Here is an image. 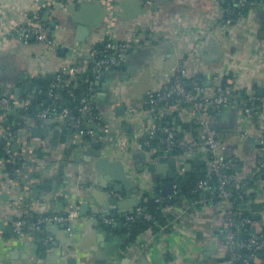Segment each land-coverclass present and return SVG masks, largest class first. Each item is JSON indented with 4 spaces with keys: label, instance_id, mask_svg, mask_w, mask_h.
Here are the masks:
<instances>
[{
    "label": "crops",
    "instance_id": "obj_1",
    "mask_svg": "<svg viewBox=\"0 0 264 264\" xmlns=\"http://www.w3.org/2000/svg\"><path fill=\"white\" fill-rule=\"evenodd\" d=\"M80 1H71L76 4L71 10L66 3L49 11L52 43L35 39L13 43L5 41L8 32L23 15L46 6L47 0H0V96L8 88L14 93L19 88V94L32 91L38 77L52 82L67 63L77 69L76 73L67 74V83L71 84L77 74L88 71L87 52L107 37L123 41L134 32V26L147 31L145 41L131 46L121 66L104 70L108 71L106 75L93 74L89 97L98 114L88 124L90 128L92 124L98 126L92 128L93 136L77 140L68 123L50 108L42 110L37 118H51V123L29 119L15 137L8 133L10 139L0 131V140L4 136L7 144H17L15 152L25 157V172L21 170L17 180L6 178L2 157L0 160V227L4 236L0 239V264L11 251L29 253L27 259L15 260L13 264H70L71 257L75 264H94L96 251L91 248L93 240L86 235L88 229L106 234L112 243L123 240L109 264H228L223 249L224 216L221 205L214 201L189 207L192 200L185 198L181 205H173L171 214L176 221L169 230H146L129 245L124 227L113 223L125 219L127 213L121 216L119 209L125 211L129 203L139 204L146 194H160L163 198L174 195L177 185L173 194L165 196L162 192V185L173 180L172 167H176L175 178L183 179L176 154L163 152L150 159L142 144V137L156 128L155 116L148 108L150 100L146 102L144 95L167 90L180 66H187L190 75H201L208 94L234 71L233 82L255 92L260 102L259 115L264 118V0L250 10L246 21L235 24L231 38L219 25L226 0H155L152 14L146 11L144 0H121L114 25L108 23L102 0H85L89 3L86 6ZM81 27H88L90 32L78 41ZM74 46L85 48L72 61ZM61 47L68 50L61 52ZM29 82L33 83L30 88ZM118 104L126 107L123 115L116 114ZM13 109L11 114L15 115ZM165 111L160 106L159 113ZM178 111L189 120L181 108ZM206 113L218 134V155L223 160L235 159L236 173L245 180L252 195L247 204L260 216L255 221L256 229L264 220V172L258 168L264 157V142L259 123L234 106L212 107ZM57 126L61 128L55 137ZM33 128H39V137L32 135ZM45 129H49V135H44ZM177 133L185 140L193 136L191 130L178 129ZM204 154L205 149L201 148L199 155ZM26 159L30 160L28 166ZM150 163H157L154 171ZM193 169L192 164L190 170ZM61 170L63 178L54 191L36 192V184L56 181ZM112 183L119 184L120 189L114 191L108 186ZM3 193H8V201L1 198ZM52 201L64 203L63 210H54L57 213L78 212L72 232L65 223V227L61 226L63 222L46 225L40 239L30 232L31 238L25 242L15 240L14 231L7 232L5 227L12 225L17 216L43 214L36 212L38 204ZM49 211L52 210L46 212ZM107 222L112 223L110 229ZM34 244L38 245L37 252L44 247V255L32 253ZM66 249H70L71 257L66 255Z\"/></svg>",
    "mask_w": 264,
    "mask_h": 264
},
{
    "label": "built area",
    "instance_id": "obj_2",
    "mask_svg": "<svg viewBox=\"0 0 264 264\" xmlns=\"http://www.w3.org/2000/svg\"><path fill=\"white\" fill-rule=\"evenodd\" d=\"M68 1L73 0H47V6H65ZM106 5L108 11V23L114 25L116 19V12L118 11L119 4L121 0H102ZM229 7L223 8L222 19L219 25L222 28L223 33L231 38L232 29L236 23L244 22L248 19L249 14H244L241 9L249 7V12L254 8L259 1L257 0H226ZM155 0H144V5L146 6V11L148 13L153 12ZM38 10V9H37ZM37 10L33 11L36 12ZM237 11V17L231 18L230 15ZM225 14L226 17L225 18ZM134 32L128 38L123 41H116L111 37H107L104 41L105 50L103 53L97 57L96 49H91L87 52V58L92 62V67L95 73H101L112 66H121L128 57V51L134 43H141L145 41V36L147 31L142 27H133ZM36 41L49 42L52 43L50 38V31L47 23L43 22L38 15L33 18L29 16V13L23 15L17 25L8 32L6 40L8 42H30L31 38ZM80 50L77 47H72L75 55L84 50ZM77 50V51H76ZM76 51V52H75ZM235 64V62H233ZM239 65L236 64L238 69ZM235 69V70H237ZM76 68L74 65L69 63L62 66V69L56 75L52 81L48 94L52 96L57 95V90L64 83L67 84V79L64 77L66 74L76 73ZM238 71V70H237ZM190 71L187 66H180L177 75L175 76L171 86L162 92H157L153 94L150 98L148 104L151 106L157 105L160 100L168 101L174 95L182 97L187 101L191 102L190 107L181 108L185 114H187L189 120L197 121L200 125L197 136H192L190 139L176 138L177 132L173 129L165 127L166 132L165 138V149L164 153H171L174 148L181 150L177 154L179 164L178 169L181 174L185 172V164L194 159L200 157L199 151L201 148L205 149V154L202 156L203 161H205L207 166V174L205 178H201L197 183V188L201 191V198L198 200H192L188 203L189 207H195L201 203H207L214 201L219 203L222 207V213L224 216V242L223 249L225 257H227L228 264H234V261L241 260L242 264H251L252 261H258L259 250H264V220L260 222L259 226L256 228V233L250 234L247 239H242L239 235L244 233L246 229L241 227L255 226V221L251 217L241 216L242 212H236L234 209L235 200L232 199L233 189L235 188L239 191L238 198L244 199L247 185L243 178H239L237 173H229L226 170L236 168L235 159L231 158L228 160H223L218 155V134L217 131L210 126V121L206 111L212 107H221L232 105L239 109L241 113L251 116L254 120L258 121L260 131L263 134L262 141L264 142V118H261L258 111V98L255 92L249 91V87H244L233 82V78H228V83H233L231 87H223L220 85L215 89L212 94L205 92L203 85L200 84V79L198 75H190ZM233 77L235 72H232ZM73 76V75H72ZM195 77L193 82V91L187 89V81L185 78ZM65 78V79H64ZM235 78V77H234ZM90 95V92H89ZM240 98L238 100L237 98ZM14 103L17 107L24 110L28 109L29 99H18L12 88H8L2 95L0 99L1 107L3 112L0 114V120L3 121L6 118L7 112ZM82 103V113L88 114L92 117L98 116L89 96H85L81 99ZM55 112L56 108L50 109ZM170 112L178 111L179 107L177 105H171L168 107ZM179 112V111H178ZM56 113V112H55ZM60 118L66 121V123L74 127L75 138L83 139L86 136H93L94 130L90 127L84 125V121L81 115H75L69 111L67 107H62L61 111L57 113ZM100 115V114H99ZM180 115V113H179ZM183 116V113L181 114ZM92 119L90 120V122ZM155 129H151L145 136L142 137V144L146 149L147 156L150 159L155 158V149L146 148L150 143V139L155 135ZM13 138V137H12ZM76 140V142H77ZM4 154L6 155L7 162H14L16 159L21 158V154L12 150L11 144H7L4 148ZM258 168L264 172V157L259 160ZM214 176H217V182H213ZM163 197L156 198L157 201L163 200ZM167 212H174L173 205L167 206ZM143 209L141 206L134 208L132 213H127L125 215V223L131 221L136 215H141ZM176 213V212H175ZM235 215L239 216V219ZM78 217V212L76 210L69 212L67 214H60L52 210L34 217L33 221L30 222L25 214L17 216L13 222V233L14 239L20 242H25L29 240L31 236L26 231V226L28 223L31 224L30 228L33 232H42L46 225L57 222L65 223L68 225V229L72 232L73 225ZM148 218L151 216L148 214ZM236 223L238 228L235 227ZM164 227L161 229L163 231ZM3 230L0 227V239H3ZM251 250L250 253L242 254L241 250ZM1 262V258H0Z\"/></svg>",
    "mask_w": 264,
    "mask_h": 264
},
{
    "label": "trees",
    "instance_id": "obj_3",
    "mask_svg": "<svg viewBox=\"0 0 264 264\" xmlns=\"http://www.w3.org/2000/svg\"><path fill=\"white\" fill-rule=\"evenodd\" d=\"M261 1V0H257ZM54 7L52 6H43L39 8L36 12H29V16L33 18L35 15H38V17L45 23H47L48 27H50V22L47 18L49 11ZM228 2L225 1L224 8H228ZM241 11L244 14H249V7L241 9ZM237 11L233 12L230 17L236 18ZM225 18L226 14H225ZM105 43L106 41H103L98 47H96V56L99 57L103 51L105 50ZM92 59H90L88 71L84 74H77L76 78L73 79L71 84L64 83L61 85V87L57 90L56 96H50L48 94V90L50 88V85L52 82H48L47 79L44 77H38L34 79V82L36 84V88H34L32 91H25L20 93L18 96H16L18 99H29L28 109L24 110L22 108L17 107V113L15 115L11 114V110L16 106L14 103L11 104L10 109L7 112L5 120H0V131L2 134H7L8 138L10 139L9 132L12 134V137H15L17 133L20 131V129L24 128L27 125V121L29 119H36L37 115L46 108H56L55 112L59 113L61 111L62 107H67L69 111L75 115H81L82 119L84 121V125L87 127L90 123L91 119H94V117L82 113V103L81 99L85 96H89V90L94 74V69L92 67ZM66 79L68 75L66 74L64 76ZM200 79V84L203 85V79L201 75H198ZM233 78V74L231 73L229 76H227L223 82V87H231L233 83H228V78ZM64 78V79H65ZM195 80V77H188L185 78V81H187V89L190 91H193V82ZM190 86V87H189ZM2 95L0 96L1 99ZM259 104L260 102L257 101ZM171 105H177L179 108H185L190 107L191 102L187 101L186 99L182 97H178L174 95L171 99L164 102L163 100H160L158 102V108L151 109V106L148 105L149 110L152 111V113L155 116V135L153 138L150 139L149 145L146 146L148 149H155V157H158L164 152L166 143V132L164 131L165 127L173 129L175 132L178 131V129L182 130H191L193 136H197L198 129L200 127L199 123L194 120H188L184 119L181 115H179V112L173 111L170 112L168 110V107ZM164 107L165 112L161 115L159 113V108ZM259 106V105H258ZM258 108V107H257ZM210 109V108H209ZM3 112V108L0 104V114ZM96 119V118H95ZM70 127V130L72 133L74 132V127L72 125L68 124ZM11 137V138H12ZM87 137V136H86ZM176 138H179V134H177ZM4 146L0 144V154L3 159V169L6 173L7 179H13L17 180L18 176H21V169L23 167L25 157L24 155L21 156V158L16 159L14 162H7L6 161V155L4 154ZM181 150L178 148H174L171 153L178 154ZM202 156V155H201ZM199 157L198 159L190 160L193 164V170L185 171L183 174H181V178L184 179V182L182 184V189L177 190V192L171 196V202L168 203L166 200L168 198H164L161 201H157L156 198L153 195L146 194L143 198V200L138 204V206H141L143 209V213L141 215H136L131 221L125 224L123 233L127 235V241L126 245L131 244L134 242L137 237L143 233L146 230H152L154 233L161 232V229L164 227L163 231L169 230L171 226L176 221V218L173 214L167 212L166 208L170 205H181L184 202V199L188 200H198L201 198L202 194L201 191L197 188V183L201 178H205L207 174V166L205 161H203V157ZM63 165V164H62ZM229 173H235L236 168L228 169L226 170ZM62 170L60 171V174H58L56 181L53 180H45L43 183H39L35 185V190L39 194L47 193L54 191L56 188L57 182L62 181ZM213 182H217V176H214ZM249 189L246 190L244 199L238 198L239 191H237L235 188L233 189V196L232 199L235 200L234 209L236 212H242L241 216H248L251 217L253 220L254 216L258 213H256V209L250 208L247 204V201L249 198H252V195L248 192ZM150 215L151 217L148 218L147 215ZM26 218L32 222L34 217L37 216L36 214L32 213H26ZM239 219L238 215H235ZM31 224L28 223L26 226V231L28 234L32 232V229L30 228ZM236 228H238V224L235 225ZM243 229H246V231L243 233L242 239H247L250 234L256 233V229H252V226L241 227ZM45 229V228H44ZM37 239H40L42 237L41 232H34ZM258 235V233H256ZM44 247L39 248L37 254L44 255L43 254ZM251 250H241L242 254L250 253ZM259 260L258 261H252L251 264H264V250L258 251ZM227 260V257H225ZM234 264H242V261L238 260V262L234 261Z\"/></svg>",
    "mask_w": 264,
    "mask_h": 264
},
{
    "label": "water",
    "instance_id": "obj_4",
    "mask_svg": "<svg viewBox=\"0 0 264 264\" xmlns=\"http://www.w3.org/2000/svg\"><path fill=\"white\" fill-rule=\"evenodd\" d=\"M80 3H81V5H84V6L89 5V3L87 1H85V0H81ZM67 4H68L69 10H71L72 8H75V6H76V4L74 2H71V1H68ZM261 4H259V5H261ZM80 30L82 32V36L78 37V41H82L83 40V36L86 35V34H89V32H90L88 27H81ZM49 31H51V29H49ZM83 32H85V33H83ZM260 35H262V33ZM31 39H34V38L32 37ZM67 50H68V47L59 48V51H61V52H64V51H67ZM116 67L117 66H112V68H116ZM146 70L149 73L148 69H146ZM106 74H108V71L103 72V75H106ZM31 85H33V83L29 82V88L31 87ZM0 89H1V85H0ZM19 92H20V89L17 88L15 90V95L18 96ZM150 98H151V95L149 93H146L144 95V99H145L146 102H148L150 100ZM237 99L240 100L239 97ZM163 101L166 102V100H163ZM157 107L158 106H155V108H157ZM226 107H228V108L231 107L232 108L233 106L232 105H228V106H221L219 108L225 109ZM125 109H126V107L124 105H121V104L120 105L119 104L115 105V110H116L117 116L123 115L125 113ZM215 109H218V107H215ZM16 112H17V105L13 109V113H16ZM37 121L41 122V123H43V122L51 123L54 120L51 119V118H46V119L45 118H37ZM91 127L94 128V129L98 128V126L95 125V124H92ZM211 127H213V125H211ZM60 128H61L60 126H57V130L55 131V135H54L55 137H56V134L58 135V133H59L58 131H60ZM32 135L34 137H39L40 136L39 128H33ZM44 135H49V129H45ZM0 142H1L2 145H6L8 143V139L6 137L2 136ZM262 146L264 147V144H262ZM11 148H12L13 151H18L19 147H18L17 144H12ZM78 154H80V153H78ZM0 160H1V154H0ZM87 160H90V158H87ZM29 163H30V160L26 159V166H28ZM34 164H37V163H34ZM157 166H158L157 163H150V165H149L151 171H154V169ZM185 167H186V170L189 171L191 169V167H192V163L191 162L186 163ZM21 170H22V172H25L24 168H22ZM31 176L32 175H29V178H31ZM175 176H176V167H172L171 170H170V177L173 178V180L169 181V182H166V183H164L162 185V188H163L162 192L165 194V196L173 194L175 192L174 189H175L176 185H177V189H179V190L182 189V184L184 182V179H176ZM121 180L124 183L127 182V179H125V178H123ZM108 186H112L114 191H118L120 189V185L117 184V183H114V184L112 183V184H109ZM154 197L158 198V197H160V194L154 195ZM1 198L3 200H5V201H8L9 200L8 193H3L1 195ZM36 198L39 199L40 196L37 195ZM166 201L168 203L171 202V195H170V197H168V199ZM118 203H119L120 206L124 205V204H122V202H118ZM127 206H129V207L125 211L122 210V209H119L120 210L119 214L121 216L125 215L126 213H132L134 211V208H136L138 206V203H136V204L135 203H132V204L129 203ZM63 208H64V203L63 202L52 201L50 203H39L38 207L36 209V212L37 213H44L47 210H55V209L56 210H63ZM106 215L107 216H111L110 214H107V213H106ZM11 219H12V217L9 218V220H11ZM254 219L255 220H259L260 216L259 215H255ZM113 224H118L120 227H125L126 223H125V219H123V221L115 222ZM61 226L65 227V224L62 223ZM106 227L108 229H110L112 227V223L111 222L110 223L107 222ZM5 228H6L7 232H9V233L13 232V226L11 224L7 225ZM55 229H56V226H53L52 230L55 231ZM252 229H255V226H252ZM86 235L89 238H91L93 240V242H94V246L91 247L93 250L96 251L94 264H109L112 255H116L118 253V251H120V249H121V247L123 245V240L122 239H118L117 242L112 243L111 241H109L107 239V235L106 234L97 233L94 229H88V231L86 232ZM239 236L242 238L243 234L240 233ZM125 237H127V235H125ZM50 247L51 246H49V248ZM82 247H84V243H83ZM37 248H38V245L34 244L31 247L32 253L37 254ZM65 253H66V255L68 257L72 256L70 249H66ZM28 257H29V253H25V252L22 253L20 251H11L8 259L4 262V264H13V261H15V260L27 259ZM236 262H238V260H236ZM69 263L70 264H75L76 260L71 257V258H69Z\"/></svg>",
    "mask_w": 264,
    "mask_h": 264
},
{
    "label": "rangeland",
    "instance_id": "obj_5",
    "mask_svg": "<svg viewBox=\"0 0 264 264\" xmlns=\"http://www.w3.org/2000/svg\"><path fill=\"white\" fill-rule=\"evenodd\" d=\"M133 34V32L131 33V35Z\"/></svg>",
    "mask_w": 264,
    "mask_h": 264
}]
</instances>
